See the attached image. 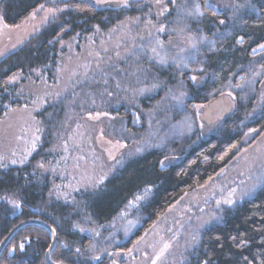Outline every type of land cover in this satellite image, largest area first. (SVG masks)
Returning <instances> with one entry per match:
<instances>
[{"label":"rangeland","instance_id":"rangeland-1","mask_svg":"<svg viewBox=\"0 0 264 264\" xmlns=\"http://www.w3.org/2000/svg\"><path fill=\"white\" fill-rule=\"evenodd\" d=\"M168 1L171 0H143L146 8L138 6L136 18L124 15L104 33L95 30L81 42H60L62 51L55 70L47 74L41 70L15 73L16 79L10 80L15 86L12 94L22 103L17 107L1 104L0 165L4 166L0 168L26 165L37 150L43 134L38 112L48 101L61 114L58 120H50L54 130L46 151L48 160L39 159L35 166L50 176L49 196L68 203H73L76 192L95 188L131 155L156 148L166 154L161 161L163 166L176 159L178 148L185 150L203 136L215 134L221 119L234 108L236 91L195 105L189 112L183 109L184 95L181 96L179 87H172L146 111L144 126L135 130L125 128L120 135L123 140L113 138V133L122 129V123L110 112L131 98L133 124L143 125L135 110L136 101L140 95L156 90L154 80L140 71L142 58L157 65L192 71L196 68L191 66L194 60L191 50L197 45H209V40L191 27L198 16L187 14L198 2L183 1L170 13L173 4H167ZM209 3L226 8L231 18L252 9L248 0H209ZM115 4L120 5L117 1ZM100 5L114 3L109 0ZM160 12L166 25L158 23ZM53 15V10L39 8L18 25H6L0 16V59ZM161 27L165 29L163 32L158 31ZM48 76L51 81H47ZM261 76L264 62L250 68L236 87L241 95L242 91H253L255 80L262 79L256 88L254 112L264 102ZM174 96L180 99H173ZM242 133L235 155L227 165L203 185L176 199L127 248L122 249L121 244L140 226L139 205L152 191L151 186L134 195L105 225H97L83 213L74 217V226L89 238L84 246L86 257L94 261L109 254L114 262L123 264H191L203 229L220 222L225 207L252 197L264 182V130L257 136L254 128ZM172 140L177 148L171 145ZM13 160L17 163H12Z\"/></svg>","mask_w":264,"mask_h":264},{"label":"trees","instance_id":"trees-1","mask_svg":"<svg viewBox=\"0 0 264 264\" xmlns=\"http://www.w3.org/2000/svg\"><path fill=\"white\" fill-rule=\"evenodd\" d=\"M116 1L110 0L113 6H103L97 5L95 0H0V16L6 25H18L39 8L54 11V15L36 32L0 59V109L5 102L11 107L22 103L12 94L15 86L10 84V77L15 73L55 70L62 51L60 42H81L95 30L104 33L124 15L139 16L138 6L146 8L143 0H128L127 6H117ZM183 1L187 0L168 1L167 4H173L170 13ZM193 1L202 6L205 14L192 21L191 27L209 40V45H197L191 50L194 58L191 66L196 70L157 65L148 58H142L140 71L154 80L156 90L140 95L136 101L135 110L143 125L133 124L130 110L134 101L131 98L110 112L111 116L117 115L122 123V129L117 134L113 133V138L123 140L120 135L125 128L135 130L144 126L146 111L172 87H179L184 94L183 109L189 112L195 105L206 104L223 93L236 91L234 108L221 119L215 134L203 136L185 150L178 148L180 153L176 159L163 166L161 161L166 154L156 148L131 155L95 188L76 192L73 203H68L49 196L50 176L35 166L39 159L42 162L48 160L46 151L54 130L50 120H58L61 114L60 110L54 111V105L48 101L38 112L43 134L37 150L26 165L0 168V241L19 222L39 218L56 231V240L49 252L52 262L123 264L122 261L114 262L109 254L90 261L84 250L89 238L77 230L73 218L83 213L97 225H105L134 195L151 186L152 191L139 205L142 215L140 226L127 242L121 244L122 249L127 248L176 199L203 185L227 165L235 155L243 130L254 128L255 136L264 130V102L255 112L252 111L256 88L262 79L255 80L253 91H242L246 93L244 95L236 90L250 68L264 62V47H261L264 45V0H248L252 9L244 10L234 18L228 17L224 7L215 6L209 10L205 0ZM164 18L160 12V25H166ZM193 76L196 80L191 79ZM49 78L47 81H51ZM171 145L177 148L174 140ZM11 201H18L20 206L14 207ZM241 240L246 244L238 246ZM50 241V233L45 227L23 225L0 250V264H48L44 258ZM21 242L24 243L23 250L18 247ZM13 245H17L16 250L9 251ZM191 259V264H261L264 260V182L252 197L225 207L220 222L203 229L195 256Z\"/></svg>","mask_w":264,"mask_h":264},{"label":"snow or ice","instance_id":"snow-or-ice-1","mask_svg":"<svg viewBox=\"0 0 264 264\" xmlns=\"http://www.w3.org/2000/svg\"><path fill=\"white\" fill-rule=\"evenodd\" d=\"M117 2L120 3V4H123L124 6H127V5H128V0H117ZM173 2H174V0H173ZM95 3H96L97 5H99V4H106V3H109V0H95ZM205 5H206V8L209 9V10L215 8V5L209 3V0H205ZM166 10H167V9H165V11H166ZM187 14H188L189 16H192V15L203 16V15L205 14V12L201 10V6H200V4L197 3V4L195 5L194 9H193L191 12H188ZM220 23H224V21H220ZM164 30H165V29H164L163 27H161V28L158 29V31H160V32H163ZM261 47H264V45H261ZM155 51H156V50H155V48H154V49H153V52H155ZM185 66H186V65H185ZM14 79H16L15 76L10 77V80H14ZM191 79H192V80H196V77L193 76V77H191ZM183 95H184V94L181 93V96H183ZM173 99L179 100L180 97H178V96H174ZM250 131H253V130H250ZM33 147H35V144H33ZM22 162H23V161H21V163H22ZM12 163H17V161L13 160ZM3 166H4V165H0V167H3ZM228 202L231 203V201H228ZM11 203L13 204L14 207H19V206H20V204H19L18 201H11ZM81 231H84V230L81 229ZM53 232H54V230H53ZM0 243H3V241H0ZM245 244H246V241L241 240L238 246H242V245H245ZM16 247H17V245H13L12 248L9 249V251H15V250H16ZM18 247H19L21 250H23V248H24V243L21 242V243L18 245ZM77 252H79V249H77ZM245 260H247V257H245ZM58 264H59V262H58ZM205 264H207V262H205ZM249 264H251V262H249ZM261 264H264V260L261 261Z\"/></svg>","mask_w":264,"mask_h":264},{"label":"water","instance_id":"water-1","mask_svg":"<svg viewBox=\"0 0 264 264\" xmlns=\"http://www.w3.org/2000/svg\"><path fill=\"white\" fill-rule=\"evenodd\" d=\"M26 224H38L39 226H43L45 227L49 233H50V237H51V241H50V244H49V247L47 248L46 252H45V261L48 263V264H58V263H55V262H52L50 259H49V252L51 250V247L54 246V243H55V240H56V231L54 230L53 227H51L50 224L46 223L45 221L39 219V218H30V219H27V220H24V221H21L19 222L18 224H16L15 226H13L12 228H10L11 230L7 233V235L1 240L3 241V243H0V250H2L3 246L5 245V243L7 242V240H9L10 236L17 230L19 229V227L23 226V225H26ZM54 230V232H53ZM1 252V251H0ZM59 264H62V263H59Z\"/></svg>","mask_w":264,"mask_h":264}]
</instances>
